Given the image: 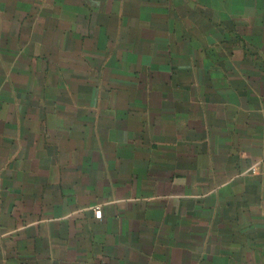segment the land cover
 Returning <instances> with one entry per match:
<instances>
[{
    "label": "crops",
    "instance_id": "0c3cea01",
    "mask_svg": "<svg viewBox=\"0 0 264 264\" xmlns=\"http://www.w3.org/2000/svg\"><path fill=\"white\" fill-rule=\"evenodd\" d=\"M0 264H264V0H0Z\"/></svg>",
    "mask_w": 264,
    "mask_h": 264
},
{
    "label": "built area",
    "instance_id": "2783aa9c",
    "mask_svg": "<svg viewBox=\"0 0 264 264\" xmlns=\"http://www.w3.org/2000/svg\"><path fill=\"white\" fill-rule=\"evenodd\" d=\"M251 173H252V174H255V169H252V170H251ZM92 211H93V217H94L95 219H100V218H101V209H100L98 206L94 207V208L92 209Z\"/></svg>",
    "mask_w": 264,
    "mask_h": 264
}]
</instances>
